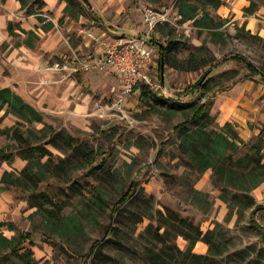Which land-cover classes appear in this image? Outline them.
<instances>
[{"label":"rangeland","instance_id":"374dc122","mask_svg":"<svg viewBox=\"0 0 264 264\" xmlns=\"http://www.w3.org/2000/svg\"><path fill=\"white\" fill-rule=\"evenodd\" d=\"M45 1L47 4L48 0ZM57 1L59 7L48 8L46 5L40 15L27 16L21 11L20 1L15 8L9 1L0 0V15L12 18L16 33L21 32L19 21L26 19L35 22L31 26L40 35L35 41L36 46L28 50L32 60L25 68L16 61L26 54L15 49L26 36H10V28L5 30L0 38V88L10 86L43 111L45 123L71 134L76 145L88 151L95 163L92 165L66 147L58 149L49 145L53 164L65 166L64 171L54 177H50L51 172L47 173L49 178L40 183L41 190L57 205L55 223L46 213L35 214L37 209L30 206V193L17 189L4 191L1 186L7 171L19 176L28 161L16 156L13 162L2 163L0 222L6 223L2 228L4 235L11 238L30 232L34 242L33 264H146L140 252L148 245V240L140 234L150 221L144 219L138 226L130 221L131 213H144L137 197L124 206L122 214L112 216L122 194L132 183L138 182L139 194L154 197L155 211L166 215L171 209L201 224L205 232L221 224L229 229L228 245L231 248L239 250L255 246L264 249V235L252 227L251 214L256 207L235 206L236 215L231 222L225 221L230 209L222 201L221 191L212 183V170L198 175L192 169L189 159L179 150L181 139L175 132L193 107L207 103L213 121L209 128L220 130L232 123L247 146L257 141L264 130L263 81L260 77L250 76L243 63L233 60L216 64L240 54L264 68V48L241 30L247 22L246 31L258 34L264 28V10L249 16L237 0H223L224 8L217 11L205 0H189L199 7V17L206 11L216 21H222L223 26L216 31L220 35L215 37L208 29L196 27L193 21L182 22L175 16V12L179 13V0H88L91 7L85 0H77L81 11L79 18L69 17L64 12L67 3ZM145 7L172 9L173 24L160 25L150 36V45L155 52L153 87L140 86L124 95L123 83L114 74H52L55 71L51 68L62 58L95 56L98 42L93 36L101 38L106 32L110 39L117 40L146 34ZM38 16L45 22H39ZM48 21L55 27L43 32L41 28ZM9 24L10 21L7 28ZM261 34L264 36V30ZM169 42H177L182 48L176 55L177 60L185 61L194 53L197 64L206 65L190 72L169 65H164L162 70L161 45ZM198 82L205 84L201 90L188 97L181 96ZM235 99H241L238 117L231 116ZM254 108L259 111L257 118L247 120L243 114ZM15 122L13 116L7 117L0 130ZM38 127L42 128V125ZM8 144L14 143L0 135V149ZM47 160L45 158L43 162ZM73 182L78 186L73 187ZM257 206L261 208L256 220L264 226V202L257 200ZM46 208L51 210L54 206L49 204ZM72 219L76 227L72 226ZM111 228L117 230V238L126 246L110 241L102 249L103 259L90 257L92 245L97 239H103ZM177 243L181 250L188 245L183 237ZM194 251L207 255L208 246L199 242ZM8 258L12 264H23L11 254Z\"/></svg>","mask_w":264,"mask_h":264},{"label":"trees","instance_id":"16d2710c","mask_svg":"<svg viewBox=\"0 0 264 264\" xmlns=\"http://www.w3.org/2000/svg\"><path fill=\"white\" fill-rule=\"evenodd\" d=\"M61 1L67 3L64 12L69 17L79 18L81 16L77 0ZM205 1L216 11L224 5L223 0ZM248 1L250 6L245 7L244 11L249 16L257 14L260 8L264 7V0ZM20 2L21 11L27 16L40 15V11L46 5L45 0H20ZM178 8L182 22L193 21L199 29H208L215 37L220 35L216 31L223 26L221 20L216 21L206 11L199 17V7L189 0H179ZM51 27L52 24H48V28ZM246 27L247 22L241 30L264 48V37L252 34L250 30L246 31ZM10 31L13 35L14 31L11 26ZM25 34L29 36L26 43L29 46L34 45L33 39L37 37L35 32H25ZM181 49L177 42L162 44L160 66L164 61V65L190 72L198 71L206 65L197 64L194 53H191L189 59L185 61L177 60L176 55L180 53ZM233 60L243 63L250 76L260 77L264 83V68H259L240 54L226 57L216 65L219 66ZM204 85L198 82L182 92L181 96L188 97L196 94ZM193 108L191 114L175 128V132L181 139L179 150L189 159L192 169L198 175L212 170V183L215 188L221 191V199L230 209L225 221L231 222L236 215L235 206L239 205L243 209L256 207L251 214L252 227L264 235V226L256 220V215L261 207L257 206V200L252 192L264 184V130L255 143L247 146L232 123H227L220 130L209 128L213 121L207 103ZM2 113L4 115L0 117V126L9 116H13L16 122L13 126L0 130V135L14 143L0 149V165L6 161L13 162L16 156L23 157L28 163L19 176L15 172L7 171L1 179V186L4 191L17 189L23 193H30V206L37 209L35 214L45 215L46 213L50 216L52 223H55L57 213L54 210L57 205L46 192L41 190L43 186L40 183L49 178L47 173L51 172L50 177H54L58 172L64 171L65 166L53 164L49 145L58 149H63V147L71 149L92 165L95 163V159L82 146L76 145L71 134L64 130L61 131L51 124H46V114L9 87L0 88V115ZM39 125H42V128H39ZM45 158L48 160L44 163ZM72 186L77 187L78 184L73 182ZM139 192V183H132L129 190L122 194L116 203L112 210V216L122 214L124 206L134 200L135 196L137 197L139 207L143 208L144 213H131L130 221L136 226L144 219L150 221L147 229L140 234L141 238L148 240V245L140 252L146 264H264V249H258L255 246L239 250L231 248L228 245L230 242L229 229L221 224H217L215 228L205 232L202 230L201 224L194 222L189 217H183L171 209H168L166 215L155 211L154 197H148L139 194ZM195 192L207 197L203 193ZM49 204H52L54 209L48 210L46 206ZM75 224L72 219V226L76 227ZM4 226L6 223H0V264H12L11 259L8 258L9 254L19 258L23 264H33L32 247L34 242H32L31 233L23 232L18 236L7 238L2 231ZM181 237L188 242L184 250H181L177 243ZM110 241L123 247L126 246L125 242L123 243L117 238V230L111 228L103 239H97L92 245L89 252L90 257L103 259L105 255L102 249ZM199 242L208 246L207 255L195 253L194 250Z\"/></svg>","mask_w":264,"mask_h":264},{"label":"built area","instance_id":"2783aa9c","mask_svg":"<svg viewBox=\"0 0 264 264\" xmlns=\"http://www.w3.org/2000/svg\"><path fill=\"white\" fill-rule=\"evenodd\" d=\"M172 9L145 7L144 23L148 27L146 34L132 39L102 40L93 36L100 45L101 53L89 59L79 57L57 62L51 69L56 72L74 75L75 73H104L114 70L122 75V93L131 94L140 86L153 87L152 70L154 68V49L150 45L153 35L160 25L173 24ZM181 16L175 12V16Z\"/></svg>","mask_w":264,"mask_h":264},{"label":"crops","instance_id":"0c3cea01","mask_svg":"<svg viewBox=\"0 0 264 264\" xmlns=\"http://www.w3.org/2000/svg\"><path fill=\"white\" fill-rule=\"evenodd\" d=\"M6 1H9V3H12L14 6H15V8L18 6V4H19V1L18 0H6ZM5 1V2H6ZM237 2H240L241 4H242V7L243 8H245V7H248V6H250L249 4H250V2L249 1H247V0H237ZM47 5V6H46ZM45 6L46 7H48V8H54V7H59V2L57 1V0H48L47 1V4H46ZM44 6V7H45ZM65 8V7H64ZM63 8V9H64ZM222 8H224V6H222ZM221 8V9H222ZM220 9V8H219ZM260 10L261 11H263L264 10V7H261L260 8ZM37 20V19H36ZM8 21H10V24H9V27L7 28L6 27V25H7V22ZM13 20H12V18H7L6 16H1L0 15V38H2V35H4L5 34V30H7V29H9L10 28V26H11V28H12V24H11V22H12ZM38 21L39 22H41V23H44L45 21L43 20V19H41L40 18V16H38ZM144 22V21H143ZM32 23L34 24L35 22H33V20H22V21H19V24H20V26L19 27H21V32H15V30L13 29V31H14V34L13 35H11V31H10V29H9V32H10V36H21V35H24V36H26L25 37V39H23V41H21V42H18L17 43V47H16V52H18V53H21V51L23 52V53H25L26 55H21L19 58H17V61H16V63H17V65L19 64L20 66H22V67H25V68H28L27 66L30 64V61L32 60V56H30L29 54H27L28 53V50H30L31 48H34L35 46H36V42L35 41H38L39 40V38H40V35H39V33L36 31V30H34L33 29V27L31 26L32 25ZM52 24V27L51 28H48V24ZM54 23L52 22V21H48V22H46L45 23V26L43 27V28H41V30L43 31V32H49V31H51L52 29H54ZM145 28H146V30H147V25H146V23H145ZM262 30H264V28H262L261 30H259V32H258V34H260V35H262L261 34V31ZM31 32V31H33V32H35V34H36V38H34L33 40H34V45H32V46H29L27 43H26V41L29 39V36L27 35V34H25V32ZM263 36V35H262ZM135 37V36H134ZM264 37V36H263ZM100 39H102V40H108V39H110V37H109V35L106 33V32H103L102 33V37L100 38ZM110 40H113V39H110ZM99 53H101V45L98 43V44H96V46H95V55H99ZM70 59H72L71 57H65V58H62L60 61H57V62H61V61H64V60H70ZM57 62H55V63H57ZM48 73V72H47ZM104 73H109V74H114V75H116L118 78H120L121 79V81H122V75L118 72H116V71H114V70H108L107 72H104ZM53 75H61V74H64L63 72H54V73H52ZM51 74V75H52ZM122 83H123V81H122ZM7 87H9L10 88V86H7ZM240 100L241 99H235L234 100V102H233V104H234V110H233V112L231 113V116L233 115L234 117H235V115H237V112L238 111H241V109H238L240 106H238L239 105V102H240ZM258 110V108H254V109H252V110H249V111H245L246 113H244L243 115H245L246 116V119L247 120H251V121H255L254 119H256L257 118V116H258V113L257 112H259V111H257ZM242 115V116H243ZM240 116V115H239ZM237 117H238V115H237ZM241 117V116H240ZM232 122V121H231ZM255 131V134H257V130H254ZM254 192H255V197H256V199L259 201V202H264V184L263 185H261L260 187H258V188H256L255 190H254ZM0 223H4V222H0Z\"/></svg>","mask_w":264,"mask_h":264},{"label":"water","instance_id":"95a60500","mask_svg":"<svg viewBox=\"0 0 264 264\" xmlns=\"http://www.w3.org/2000/svg\"><path fill=\"white\" fill-rule=\"evenodd\" d=\"M85 1L88 3V6L91 7V4L89 3V1H88V0H85ZM161 66H162V70H164V68H165V66H164V61H162Z\"/></svg>","mask_w":264,"mask_h":264}]
</instances>
